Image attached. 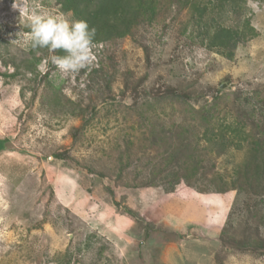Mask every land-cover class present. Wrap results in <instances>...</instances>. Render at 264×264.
<instances>
[{
	"label": "rangeland",
	"instance_id": "374dc122",
	"mask_svg": "<svg viewBox=\"0 0 264 264\" xmlns=\"http://www.w3.org/2000/svg\"><path fill=\"white\" fill-rule=\"evenodd\" d=\"M248 6L258 36L232 61L172 7L65 76L10 44L54 0H0V74L19 67L0 76V264H264L249 150L201 139L204 113L264 131V4Z\"/></svg>",
	"mask_w": 264,
	"mask_h": 264
},
{
	"label": "trees",
	"instance_id": "16d2710c",
	"mask_svg": "<svg viewBox=\"0 0 264 264\" xmlns=\"http://www.w3.org/2000/svg\"><path fill=\"white\" fill-rule=\"evenodd\" d=\"M61 12L74 14L77 20H85L96 29V45L106 44L132 36L134 30L144 24L155 22L160 13L175 7L185 11L188 17L187 28L206 50L232 61L238 47L256 38V29L251 23L252 11L249 3L263 5L264 0H54ZM177 14V13H176ZM186 30V29H185ZM31 49V48H30ZM47 49L31 51L41 52ZM59 55L63 52L57 51ZM36 63L40 58H35ZM15 72L0 76L14 78L19 67L13 64ZM32 74V67H24ZM53 102L58 105L57 99ZM213 115L200 116L204 127L201 139L213 148L226 150L229 146L240 149L247 147L249 152L241 165V173L247 180L246 192L264 196V131L260 134L246 133L243 123L223 117L217 126L213 125ZM3 142L0 141V147ZM224 193V192H223ZM264 207V201L260 202ZM264 241V240H263Z\"/></svg>",
	"mask_w": 264,
	"mask_h": 264
},
{
	"label": "clouds",
	"instance_id": "9594fccd",
	"mask_svg": "<svg viewBox=\"0 0 264 264\" xmlns=\"http://www.w3.org/2000/svg\"><path fill=\"white\" fill-rule=\"evenodd\" d=\"M12 7L20 6L13 3ZM27 32H18L10 44L47 49L53 53L50 62L65 76L79 73L96 59V29L85 20H77L71 12L31 11L27 14ZM63 55L55 54L57 51Z\"/></svg>",
	"mask_w": 264,
	"mask_h": 264
},
{
	"label": "crops",
	"instance_id": "0c3cea01",
	"mask_svg": "<svg viewBox=\"0 0 264 264\" xmlns=\"http://www.w3.org/2000/svg\"><path fill=\"white\" fill-rule=\"evenodd\" d=\"M196 254V252L195 253H193V255L192 256H190L191 258H193V259H195V260H197L198 258H200V256L202 257V255L201 254H199V255H197ZM180 257H181V255H180V253H176V255L172 258L171 257V259L170 260H172V263H175V264H179V262H178V260H181L182 261V257H181V259H180ZM170 260H169V262H170ZM174 261V262H173ZM181 261H180V264H181ZM171 263V264H172Z\"/></svg>",
	"mask_w": 264,
	"mask_h": 264
}]
</instances>
